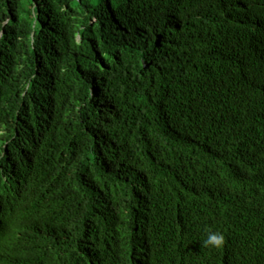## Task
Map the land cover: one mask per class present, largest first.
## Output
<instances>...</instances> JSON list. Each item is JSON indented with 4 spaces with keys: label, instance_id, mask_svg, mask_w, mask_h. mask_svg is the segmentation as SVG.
I'll list each match as a JSON object with an SVG mask.
<instances>
[{
    "label": "trees",
    "instance_id": "trees-1",
    "mask_svg": "<svg viewBox=\"0 0 264 264\" xmlns=\"http://www.w3.org/2000/svg\"><path fill=\"white\" fill-rule=\"evenodd\" d=\"M0 264H264V0H0Z\"/></svg>",
    "mask_w": 264,
    "mask_h": 264
},
{
    "label": "clouds",
    "instance_id": "clouds-1",
    "mask_svg": "<svg viewBox=\"0 0 264 264\" xmlns=\"http://www.w3.org/2000/svg\"><path fill=\"white\" fill-rule=\"evenodd\" d=\"M227 243V237L224 232L220 230L209 229L207 232V239L203 241L204 246L213 248H223Z\"/></svg>",
    "mask_w": 264,
    "mask_h": 264
}]
</instances>
